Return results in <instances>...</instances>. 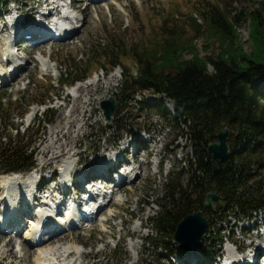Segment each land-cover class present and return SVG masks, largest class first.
I'll use <instances>...</instances> for the list:
<instances>
[{
    "label": "rangeland",
    "instance_id": "1",
    "mask_svg": "<svg viewBox=\"0 0 264 264\" xmlns=\"http://www.w3.org/2000/svg\"><path fill=\"white\" fill-rule=\"evenodd\" d=\"M202 1L218 2L226 7L227 11H234L240 14L239 24L236 28L238 42L246 51H251L253 48L251 36L253 32L251 29L252 20L244 12L241 13V11L242 9L246 11L255 10L259 6L258 3L264 2V0H97L96 2L94 0H83L82 3L79 1L80 7L76 9L82 18L78 22L80 29L71 40L64 41L61 38L50 39V37H48L49 40L45 37H42L45 39L39 37L36 39H25L18 36L16 41L12 43L16 52L26 57L23 62H27L23 68V72L15 80L0 81V109L3 110L2 106H8V103L12 102L13 108L9 115L13 122L19 124L21 131L25 133L26 141L32 142L36 159L33 173L39 178L40 176L43 177V182L47 186V189L52 187L53 183L56 182L48 184L47 178L50 175H54L58 183L59 178H61L58 172L59 170L60 172L63 170V167L61 168L58 164L52 166L53 168L40 167L43 159L44 163L50 161L52 157V154H46L41 159V156H43L42 149L52 139L50 132L52 129L55 130L54 125L61 115L60 112L63 110L65 115H69L73 107L78 106L81 102H85L91 96V93L86 95L89 90L87 89L85 95H82V89L85 90L89 86L88 84L95 79H99L95 83L101 82L102 84L101 87L99 86L96 89L97 96L95 95V97L103 95L104 92L106 94H104L103 99L110 95L116 96L119 93V86H121L124 74L123 64L112 67L109 64L104 65L99 61H93L87 77L63 85L61 78L63 77L65 80V75L69 73L67 69L75 66L77 61H87L89 59L88 56L90 54L93 55L94 47L97 49L94 55H100V53H105L107 50L109 52V45L113 41L118 40L120 36L131 46H139L144 43L149 44L151 38L153 39L155 36L162 34V26L165 22H168L169 25L173 24L169 19V16L172 17L171 13L173 11L176 14L178 12L179 15L175 14V16L181 18L174 25H176L180 32L185 33L187 37L193 38V43L198 45L197 49L200 55L213 52L215 47H219L218 43L214 41L207 42L204 32H195L187 24L190 15L197 16L194 12L198 10L197 8ZM37 4L38 0H13L5 9V14L8 13L6 18L1 13L2 6H0V37L2 35V26L6 19L10 20L12 13L21 17L23 13H28L31 17L27 16V19L31 18V20L26 22L25 26H29L35 14L33 11L48 9L47 4L36 7ZM198 18L201 20L200 16ZM262 19L264 20V12ZM10 25L11 23L5 28L7 34L13 29ZM24 32L25 30L22 31V33ZM35 33L39 34L38 32ZM18 42L23 46V49L18 50V46L15 45ZM126 48L124 49L125 51ZM186 54L191 56L188 51ZM45 59L48 60L49 65L44 63ZM122 59L123 63L128 65L134 72L136 71L138 63L134 57L126 55ZM209 69H213V67L209 65ZM108 80H111L113 84H110ZM253 83L264 93V75L255 79ZM71 84L72 86H70ZM77 95L79 96L77 97ZM17 99H21L23 105H25L26 100H34L27 107L26 114L22 117L18 116L20 109L17 107L20 105V102ZM70 99H73L71 105ZM140 100L144 104L143 108L141 107ZM119 103L121 104L118 105L114 113L115 115L111 120L106 119L104 110L101 107V101H93L89 105L84 103L85 108H89V106H92V108H89L88 112H86V120L88 122L86 132L75 143L76 151L79 152V155H75L70 159L72 163L77 159L80 162L75 168L72 166L71 169L76 174L85 168L86 163L91 162L100 152L118 150L119 146H123L126 141H131L137 137V143L134 144L135 148L130 149L128 153H126V150H123L120 154L124 157L129 156L127 159L131 161V163H123L122 165L129 167L128 165L139 163L141 165L139 169H143V174L142 176H138L134 182L135 173V176L129 180L130 182H123V188L116 191L113 199L110 201L108 199L105 200V202H109L110 204L99 212L98 217L94 219L96 222L93 220L95 223L84 219L80 220L81 222L78 225L72 226L68 222L64 227V232L58 234L55 239L59 242L67 243L69 246L80 248L81 251L85 252L82 259L81 256L78 259L81 264H131L133 256L140 254L142 257L137 263L143 264H184L188 259H192L193 256H200V254L204 255V258L200 259V264L201 262L203 264L209 263V255H206L207 253L204 252V249L208 250L206 246L209 244L210 239L202 247L203 253L200 251V254L194 251L195 249L187 250L185 247L180 246L176 239H170L171 242L168 243L169 247L166 248L163 246L165 242L157 232L153 221H150L152 215H157L164 208L161 196L164 193L165 183L168 178L176 177V181H186L188 178L185 170L188 166V159L192 155L191 142L185 134L188 127L181 121L180 126L177 124L173 127L157 108L151 107L150 104L145 105L146 103H151V105L165 104L166 110L172 114H176L179 113V110L175 108L174 100L168 98L165 94H156L151 89L140 88L134 97L131 96L126 102L122 100ZM48 108L50 110L48 116L45 117L44 114L48 111ZM38 115L43 117L41 121L38 119ZM49 115L52 117V120L49 123H44L43 121ZM120 118L123 121H120ZM79 124L71 128H65L62 137H71L73 131H76L77 134L79 127H81V123ZM64 125L61 126L62 129ZM3 131H5L4 123L0 119V133ZM231 136L232 133L229 137ZM242 144L243 146L246 145L245 142ZM126 149L128 150L129 147H126ZM149 150L151 151L149 152ZM132 153L134 155L136 153L138 157L137 161L133 160L135 157H133ZM261 153L264 157V150ZM110 157L108 158L110 159ZM83 158L85 161H83ZM113 159H117V156L114 155ZM100 162H102V158H100ZM260 164V166L256 165L254 177L260 176L259 174L264 171V158ZM183 165L185 168L182 167ZM6 174L12 173H7L0 168L1 179L13 176ZM26 178H24V182ZM109 181L112 182L113 180ZM3 184V182L0 184L1 213L4 212V204H6L2 189ZM56 195L57 192L54 194V197ZM217 202L214 201V205ZM26 205L28 204L25 203ZM36 207V210H38L37 204ZM59 209L61 210V208ZM260 211L253 213L254 216L252 218L244 217L240 220H247L237 222H235L234 218L238 220L237 216L241 214H237V216L225 214L228 221L222 220L218 226L221 228L223 234L226 233L228 240L219 247L217 254L215 253L213 264L224 263L227 245L233 247L239 246V250L243 249V252H239L243 254H246L248 244L253 242L254 244H251L252 248L256 249L258 246H264V238L261 236L264 232V210ZM58 213L61 217L62 212L58 211ZM111 215L114 216L110 218ZM24 216H21L22 221H24L23 229L21 228L18 233H14L16 234V239L13 238L14 240L9 246L10 251L13 252L11 258L3 259L1 250H5L3 245L9 240L12 232L8 231L5 224L1 226L0 264H19L23 259L18 254L15 255V252L17 244L18 247L21 243L25 244L22 240L25 230L29 225L27 222L29 217ZM21 217L17 218L16 222ZM106 219H109L108 222H105ZM13 222V220L9 222L11 228L12 224H14ZM25 222L27 223L24 225ZM59 228L60 226H57L56 230H59ZM213 232H215L214 229L210 231L208 237H212ZM164 237L166 239L167 236L164 235ZM229 239L233 243H230ZM134 244H140L141 248L133 250L132 246ZM25 245L24 254L26 253L33 261L31 263L27 261L25 264H36L34 259L37 255V247ZM49 245L51 246L52 244ZM171 249H173L172 252ZM78 255L79 253H75L69 260H72L71 262L74 263ZM12 259L14 262H12Z\"/></svg>",
    "mask_w": 264,
    "mask_h": 264
},
{
    "label": "trees",
    "instance_id": "2",
    "mask_svg": "<svg viewBox=\"0 0 264 264\" xmlns=\"http://www.w3.org/2000/svg\"><path fill=\"white\" fill-rule=\"evenodd\" d=\"M12 1L0 0V6L7 7ZM199 5L194 12L197 16L190 15L187 24L195 32H204L207 42L218 43L219 47H215L213 52L200 55L193 38L187 37L174 25L181 18L173 11L172 17L169 16L173 24L165 22L162 34L151 38L149 44L131 46L120 36L109 45V52L94 55L97 50L94 47L93 55L67 69L69 73L61 81L65 85L87 77L93 61L112 67L123 64L124 74L119 93L115 96L117 107L122 100L126 102L134 97L140 88L151 89L174 100V106L179 110L176 114L166 110L165 104L145 105L157 108L173 127L180 126V121L188 127L185 134L192 146V155L185 170L188 178L186 181L168 178L161 196L164 208L157 215H152L150 221L165 242L163 246L168 248L170 239H175L178 221L187 213L202 208L209 228L199 248L203 253L202 247L210 239L206 246L208 250L204 249V252L209 255L211 264L224 240L218 224L222 220L228 221L225 214H241L237 216L238 220L234 218L237 222L264 210V171L254 177L256 165L260 166L264 158L261 153L264 150V93L253 83L264 75V2L258 3L255 10L241 11L252 20L251 51H246L238 42L239 13L227 11L218 2L202 1ZM124 47H127L126 51ZM187 51L191 56L186 54ZM126 55L134 57L138 63L135 72L123 63L122 57ZM209 65L213 69H209ZM17 100L20 102L18 116L22 117L34 100H26L25 105L21 99ZM141 107H144L142 102ZM2 108L0 119L5 131L0 133V168L12 174L30 173L36 165L34 146L26 141L19 124L11 119L12 102ZM37 117L40 121L43 119L40 115ZM51 120L49 115L43 122ZM224 127H229V136L232 133V139L229 137L231 154L220 160L211 154L208 146ZM209 191L219 193L220 199L216 205L205 207ZM212 229L215 232L208 237Z\"/></svg>",
    "mask_w": 264,
    "mask_h": 264
},
{
    "label": "bare ground",
    "instance_id": "3",
    "mask_svg": "<svg viewBox=\"0 0 264 264\" xmlns=\"http://www.w3.org/2000/svg\"><path fill=\"white\" fill-rule=\"evenodd\" d=\"M79 1H81V3L83 2V0H65V2L62 0H38V4L36 5V7H40L42 6V4H47L48 9L43 10V11L42 10L39 11V9L37 11H33V13H35L34 16L32 17L33 20L31 21V23H29V26H25V25H26V22L31 20V18L27 19V21H23L22 23H20L21 30L19 31L18 34L12 33V31H10L9 34H7L5 32V28L9 26V23H12L11 25L15 29L16 27L15 25L16 24L19 25V22L22 21V17L17 16V14L15 13L14 14L12 13L10 20L6 19V21L4 22L2 26V29H1L2 35L0 37V81L1 82L12 81V80H15L17 77H19L21 73L23 72V68L25 67V64L27 62V61L23 62V60L26 57L24 55H21V53H17L15 48L12 46L13 45L12 36L15 37L17 35V38L18 36H20V37H24L25 39L26 38L36 39L38 37L39 38L45 37L47 39L48 37H50V39H54L56 37L53 36L54 34L53 32H55V30H58V32L62 34V36L64 37L61 39H64V41L71 40L72 37L75 36V34H77V31H79L80 28L78 27L79 25L78 22L82 20L81 15L78 14V12L76 11V9L80 7ZM96 1L97 0H94V2ZM27 16L31 17L28 13H27ZM49 17L50 18L52 17V19L54 20L52 27H51L52 33L50 35H40L32 31L33 29L38 28L37 25L39 23L45 24V22H41V20L46 21V19ZM15 30L17 31V29ZM23 30H25L24 33H22ZM45 38H42V39H45ZM15 45L18 46V50L23 49V46L19 42L16 43ZM44 63L49 65V62L46 59L44 60ZM98 81L99 79L97 80L95 79L93 82L88 84L89 86L85 90L82 89L83 90L82 95H85V91L87 89L89 90L87 91L86 95L91 93V96L87 98L85 102H81L78 106L73 107L70 110L69 115H65L64 114L65 112H63V110L60 112L61 115L59 114L60 115L59 119L54 125L55 130L52 129V131L50 132V136L52 137V139L42 149L43 156H41V159H43V157L46 154H52V157L50 161H46L44 163H43V160H44L43 159L42 162L40 163V167L41 168H53L52 166H54L55 164H58L59 166H61V168L63 167V170L65 172V173L60 172L59 170L58 173L60 174L61 178H59L60 180L58 181V183L56 179V182L53 184V189L46 190L44 194L42 195H40L39 193L35 191V188L33 187V180L35 178V175H34L35 173H33L34 169L30 173H27V174H21V173L6 174V175H13V176H8L7 178H4V179L0 178V184L2 182L4 183L2 186L3 193H4V199L6 200V204H4V209L8 210L7 212L4 211L3 213H1L0 211V228L3 224H5L6 225L5 227H7L8 231L12 232L9 240L5 242V244L3 245L5 250L3 251L1 250V253L3 254V259L12 257L13 252L10 251L9 246H10V243L14 240L13 238H15L16 234L14 233H18L21 228L23 229L24 221H22L21 216L25 215L24 217H30L31 219L27 221L29 225L25 230V234L23 235L22 241H24L25 244L33 245L34 247H37V255L34 259V262L36 264H74V263L81 264V262H79L78 259H80V256L82 259L83 255H85L84 254L85 252L81 251L80 248L78 249L77 247L75 248L74 246H69L67 245V243L65 244L64 242L62 243V242H59L57 239H55L58 236V234H61L64 232L65 230L64 227L66 226L68 222L70 223V225L73 226V225H78V223L84 220V219H81L80 221L79 217L81 216V214L79 216L74 210L72 214H65L64 217L63 216L60 217L59 215L56 216L54 215L53 208L51 207V205L48 206L44 204L42 205V207L40 208V211L38 212V210H36L35 207L33 206L36 204V200L37 201H41V199L50 200L51 198V199H54V201L56 202V206L61 208V210H66L68 203L74 204L77 201V197L80 199L79 194L80 192L84 191L83 184L85 182H88V180L91 178L96 180L97 178L105 176V181H103V185H106L110 188L112 186L113 188L103 189V187H101V185L99 184V180H96L95 182H93V185L96 186L94 187V194L96 191H99L101 197H98V198L103 199V202H101L100 199L95 198L94 203L90 204V206L87 207L88 212H87V215H85V217L87 218L89 222L92 221L93 223L95 221L94 219L98 217V213L101 212L103 209H105V206H106L104 205L105 200L108 199V201H110L111 199H113L114 194L116 193V190L121 189L123 187L121 186V182L127 181L129 178L132 179L135 176V173H136V177L134 179V182L138 176H142L143 169L142 168L139 169L141 166L139 163L138 164L133 163L126 170L120 169L119 176L120 178H123V179L120 182L116 181L114 185H112V183L114 182V179L106 175L109 168L116 163H119L120 165L123 163H131V161L127 159L129 158V156L124 157L120 153L123 150H127L126 149L127 142L137 143V140H138L137 137L133 138L131 141H126V143H124L123 146L121 147L119 146L118 150H115V151L109 150V151L100 152L98 156L94 157V159L91 162L86 163L85 168L78 171L76 174H74V171L71 169L72 166H74L75 168L80 162L79 159H77L75 161L73 160L74 162L72 163L71 162L72 160L70 159H72L75 155H79V152L76 151L75 143L86 132V129H87L86 125L88 124L86 120V112H88L89 108L90 109L92 108V106H89V108H85L84 103H87V105H89V104H92L93 101L100 102L103 100L104 94H106V92H104L103 95L95 97L96 92H97L96 89H98L99 86L100 87L102 86L101 82L95 83ZM108 81L110 84H113L111 80H108ZM106 88L108 87L106 86ZM74 93H75V90H74ZM78 96L79 95H77V97ZM72 100L73 99H70V105H71ZM79 100H77V102H79ZM79 123H81V127H79V131L77 134H76V131L72 130L73 132L72 131L71 132L73 133V135L71 137L69 136L67 138L62 137V134L65 128L74 127L75 125ZM63 124L65 125H64V128L62 129L61 126ZM150 151L151 150H149V152ZM109 153H112L110 159L107 157ZM114 155L117 156V159L115 161L113 159ZM119 155L121 156L119 157ZM100 158H102V162L99 163ZM137 158L138 157L136 155L135 156L136 161H137ZM83 161H85V159ZM91 167L93 168L91 169ZM15 175H18V176H15ZM66 175L70 176L71 180L73 181V186L72 187L67 186L65 190H68V192L73 190V192L76 193L77 196L75 194H70V195H64L63 197H58V195L54 197V194L56 193L55 190H63L62 192L63 193L65 192L64 187H63V182H64L63 176H66ZM76 176L77 178L74 179V177ZM24 178H26L25 182L23 181ZM109 180H113V181L110 182ZM87 186L89 185L87 184ZM33 194H35V197L31 198ZM25 203H27L28 205L25 206ZM113 216L114 215H111L110 218H112ZM19 217L21 218L18 220V222H16L17 218ZM12 220L14 221L13 222L14 224H12V228H11V226L9 225V222ZM63 220L65 222H63ZM108 220L109 219H106L105 222H108ZM27 222H25L24 225ZM57 226H60L59 230H56ZM261 236L264 238V232L261 234ZM25 244L21 243V245L19 244V247H18V244L16 245L14 243V245H16L17 247L15 255L18 254L20 258L22 257L23 259L20 261V263H24V264L27 261H29L30 263L32 261V259H30V257H28L26 253H25L26 255L24 254V251H25L24 246H26ZM49 244H52V245L50 246ZM251 244H254V242ZM251 244H248V247L252 248ZM14 245L13 247H15ZM138 248H141L140 244H134L132 246L133 250H136ZM237 248H239V246ZM257 249L260 250L261 246H258ZM226 251H227L226 261L231 256L238 257V258L240 257V255L237 254L233 246L228 245V247L226 248ZM75 253H79V255L76 258L75 262L72 263L71 262L72 260H69V259ZM228 255L230 256L228 257ZM141 257H142L141 254L134 255L131 261V264H137V262L140 260ZM192 259H195V258H192ZM243 259H246V257H244ZM259 261H260V257L258 258L257 261L253 263L248 261L246 263L235 262L234 264H256ZM12 262H14L13 259H12Z\"/></svg>",
    "mask_w": 264,
    "mask_h": 264
},
{
    "label": "water",
    "instance_id": "4",
    "mask_svg": "<svg viewBox=\"0 0 264 264\" xmlns=\"http://www.w3.org/2000/svg\"><path fill=\"white\" fill-rule=\"evenodd\" d=\"M117 106V100L114 95L103 99L101 107L104 110L107 119L113 118L114 111ZM211 154L220 160H225L231 154L229 144V127L222 128L217 132V139L210 142L208 146ZM212 198V199H211ZM220 194L214 191H209L204 201V206L214 205V201H219ZM209 226V221L202 208L194 210L183 216L177 223L174 237L179 245L186 249L196 247L204 237ZM143 264V263H138Z\"/></svg>",
    "mask_w": 264,
    "mask_h": 264
}]
</instances>
